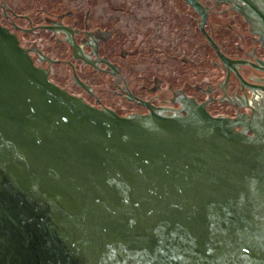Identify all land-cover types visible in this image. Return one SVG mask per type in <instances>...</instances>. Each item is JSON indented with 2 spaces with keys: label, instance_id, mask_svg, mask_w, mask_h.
Listing matches in <instances>:
<instances>
[{
  "label": "water",
  "instance_id": "water-1",
  "mask_svg": "<svg viewBox=\"0 0 264 264\" xmlns=\"http://www.w3.org/2000/svg\"><path fill=\"white\" fill-rule=\"evenodd\" d=\"M186 1L203 26L200 0ZM30 57L0 23V264H264V115L245 124L147 102L121 115Z\"/></svg>",
  "mask_w": 264,
  "mask_h": 264
},
{
  "label": "flooded vegetation",
  "instance_id": "flooded-vegetation-1",
  "mask_svg": "<svg viewBox=\"0 0 264 264\" xmlns=\"http://www.w3.org/2000/svg\"><path fill=\"white\" fill-rule=\"evenodd\" d=\"M200 2L207 13L203 26L186 0H28L25 7L0 0V23L53 83L94 107L147 114V102L187 114L198 103L215 117L246 124L251 115H264V20L257 11L264 4ZM206 32L223 53L243 62L235 64L239 73L222 62ZM196 36L203 37L197 49L204 48L203 59L195 58ZM61 65L65 71L57 69Z\"/></svg>",
  "mask_w": 264,
  "mask_h": 264
}]
</instances>
